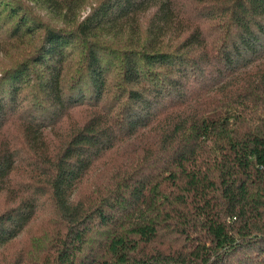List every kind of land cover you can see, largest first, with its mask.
<instances>
[{
  "label": "trees",
  "instance_id": "16d2710c",
  "mask_svg": "<svg viewBox=\"0 0 264 264\" xmlns=\"http://www.w3.org/2000/svg\"><path fill=\"white\" fill-rule=\"evenodd\" d=\"M26 2L84 4L0 0V42L44 31L0 73V254L50 209L3 264H264V0Z\"/></svg>",
  "mask_w": 264,
  "mask_h": 264
},
{
  "label": "rangeland",
  "instance_id": "374dc122",
  "mask_svg": "<svg viewBox=\"0 0 264 264\" xmlns=\"http://www.w3.org/2000/svg\"><path fill=\"white\" fill-rule=\"evenodd\" d=\"M94 0H84V4L81 5L77 10H71L68 13H64L65 9L62 10V13L58 11H52L45 9L42 5L35 4L33 2H26V6L29 7V13L31 18L35 19L41 25H47L53 28L62 29L66 32L74 28L76 21L82 19L89 12V5H92ZM75 7V5H74ZM43 29H38L35 34L25 35L22 39L15 41L13 43L12 39H1L0 42V73L5 71L7 68L13 66L17 60L23 58L25 54L37 44V42L43 36ZM82 43L77 42L73 48L70 49V58L65 65L64 76L65 79L70 80L71 77L76 73V68H78L79 60L82 55ZM85 111H78L75 114L73 119L80 120L84 115ZM18 123L10 122L5 132L1 135L3 138L12 139L18 131ZM69 127L64 126V130H67ZM57 134L61 133L60 130L56 131ZM123 152L122 150H120ZM125 154L117 153L105 160V163L98 169H96L90 176L89 180L84 184V189H87L88 186H91L93 181H99L101 176L105 173L106 169H110L116 166H119L122 161H124ZM16 178H23L24 172L23 170H19L16 173ZM6 199V197H3ZM2 207V203L0 202V209ZM50 209L47 207H43L39 216L35 218V220L30 223L26 232H24L19 238L15 239L11 243H9L5 250L0 254V264L6 260H11L14 256L21 254L22 252L28 253L32 250V238H41L46 229L47 223L46 218L48 217ZM52 254L50 250H42L39 249L35 252V256L40 258L43 262H47L46 260Z\"/></svg>",
  "mask_w": 264,
  "mask_h": 264
}]
</instances>
